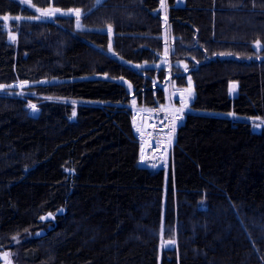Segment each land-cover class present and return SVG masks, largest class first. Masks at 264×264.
Instances as JSON below:
<instances>
[{
  "label": "trees",
  "instance_id": "trees-1",
  "mask_svg": "<svg viewBox=\"0 0 264 264\" xmlns=\"http://www.w3.org/2000/svg\"><path fill=\"white\" fill-rule=\"evenodd\" d=\"M177 60L187 70L152 65ZM168 67L193 94L168 164L149 166L159 150L145 155L133 115L167 105ZM19 81L38 113L9 94ZM0 85V252L264 264V123L251 121L264 119V0H0Z\"/></svg>",
  "mask_w": 264,
  "mask_h": 264
},
{
  "label": "rangeland",
  "instance_id": "rangeland-1",
  "mask_svg": "<svg viewBox=\"0 0 264 264\" xmlns=\"http://www.w3.org/2000/svg\"><path fill=\"white\" fill-rule=\"evenodd\" d=\"M181 3V2H180ZM40 13L42 15L46 14L47 17H54L59 14H76L80 15L81 11L76 9H69V10H63L55 7H48V8H38ZM168 10V4L167 2L162 5V11L166 13ZM44 13V14H43ZM42 17V16H41ZM8 21L6 23L8 27V37L9 40L12 42L17 41L18 32H16L13 28V20H19L20 17L13 16L8 17ZM14 37V38H13ZM169 46L167 48V52H169ZM169 65V67H173V65L180 66L183 70H185V66H187V62L185 60H177V61H168V62H157L152 64L153 66H164ZM168 67V75L170 78V85L166 89V96L167 99L165 101L166 106H162L158 109L166 110L168 114V119L173 121V116L178 115L182 117V121L185 118V111L189 109V102L191 100V95L193 94V80L191 76L186 77L187 84L184 86H177L176 85V79L174 76L176 75L171 68ZM175 79V80H174ZM29 83L19 81L14 86L18 87L14 91H8L9 94H15L18 96H22L23 98H26L28 107L30 108L31 112L36 114L39 112L40 104L43 100V97L38 95L32 90L28 89ZM5 86L0 85V92H6ZM237 91V85L234 84L232 86V92L236 93ZM33 105L35 107H33ZM156 110V109H154ZM143 111V113H140V115L136 114L134 112L133 115V122H134V128H136V125H138V128L141 127V129L144 131V135L147 137H140L144 143V147H146L145 155H147L151 150L157 151L159 150L160 161L158 164H156V159L154 157L151 158H142L143 161L149 165V166H156V167H163L166 166L169 162V157L171 153V143H169V139L171 138L172 132H169V130H158V129H150V116L151 112L153 110L149 111ZM147 113V114H146ZM217 115H229L232 116V113L227 112H214ZM141 116V118H140ZM251 121L256 129H260L264 123V119L262 118H251ZM136 131V129H135ZM175 131V130H174ZM144 156V155H143ZM142 156V157H143ZM172 240H167L166 242H162V246L160 249V260L162 255V247L165 245H172ZM7 253V256L5 254ZM0 264H21L17 258H15L11 252V250H6L3 252H0Z\"/></svg>",
  "mask_w": 264,
  "mask_h": 264
},
{
  "label": "built area",
  "instance_id": "built-area-1",
  "mask_svg": "<svg viewBox=\"0 0 264 264\" xmlns=\"http://www.w3.org/2000/svg\"><path fill=\"white\" fill-rule=\"evenodd\" d=\"M173 118V121L168 119L166 110H153L150 116V129L169 130L172 132L169 143H174L176 129L183 121L182 117L178 115H174Z\"/></svg>",
  "mask_w": 264,
  "mask_h": 264
},
{
  "label": "crops",
  "instance_id": "crops-1",
  "mask_svg": "<svg viewBox=\"0 0 264 264\" xmlns=\"http://www.w3.org/2000/svg\"><path fill=\"white\" fill-rule=\"evenodd\" d=\"M141 110H142V109L136 107L135 113L138 114V115H140V113H143V111H141ZM140 118H141V116H140ZM140 130H142L141 127H140ZM142 131H143V130H142ZM143 132H144V131H143Z\"/></svg>",
  "mask_w": 264,
  "mask_h": 264
},
{
  "label": "water",
  "instance_id": "water-1",
  "mask_svg": "<svg viewBox=\"0 0 264 264\" xmlns=\"http://www.w3.org/2000/svg\"><path fill=\"white\" fill-rule=\"evenodd\" d=\"M53 217H54V215L51 214V213L45 216L46 219H51V218H53Z\"/></svg>",
  "mask_w": 264,
  "mask_h": 264
},
{
  "label": "snow or ice",
  "instance_id": "snow-or-ice-1",
  "mask_svg": "<svg viewBox=\"0 0 264 264\" xmlns=\"http://www.w3.org/2000/svg\"><path fill=\"white\" fill-rule=\"evenodd\" d=\"M4 19H7V17H5ZM185 70H187V66H185ZM33 107H35V106L33 105ZM73 115H75V112L73 113ZM5 256H7V253L5 254Z\"/></svg>",
  "mask_w": 264,
  "mask_h": 264
}]
</instances>
